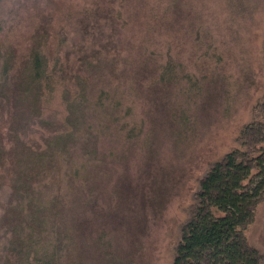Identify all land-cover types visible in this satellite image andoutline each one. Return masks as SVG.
<instances>
[{
  "label": "rangeland",
  "instance_id": "374dc122",
  "mask_svg": "<svg viewBox=\"0 0 264 264\" xmlns=\"http://www.w3.org/2000/svg\"><path fill=\"white\" fill-rule=\"evenodd\" d=\"M61 28L69 59L96 64L89 103L108 91L102 101L118 107L88 114L101 132L91 144L77 134L60 169L83 166L91 178L54 190L79 226L69 227L74 244L60 264H172L199 179L236 147L264 101V0H0V51L13 57L15 82L32 38L48 34L54 56ZM50 83L30 131L20 133L27 110L0 98L5 150L19 153L20 136L42 144L63 116L64 82ZM5 159L3 168L13 163ZM2 180L4 202L10 189ZM88 194L93 208L82 203ZM246 237L264 264V200Z\"/></svg>",
  "mask_w": 264,
  "mask_h": 264
},
{
  "label": "trees",
  "instance_id": "16d2710c",
  "mask_svg": "<svg viewBox=\"0 0 264 264\" xmlns=\"http://www.w3.org/2000/svg\"><path fill=\"white\" fill-rule=\"evenodd\" d=\"M59 35L60 40L66 39V30L61 28ZM64 39L53 56L46 50L51 41L48 34L32 38L16 82L11 74L12 55L0 51V98L27 110V115L20 118V133L34 129L31 119L38 115L46 85L52 84L55 76L64 82L60 97L65 107L42 144L20 136L18 153L5 150L0 143V189L4 185L2 179L7 178L10 189L9 197L0 201V264H60L74 244L69 227L76 229L78 225L75 220L70 223L66 200L54 190L64 180L73 182L76 178L86 185L91 182L90 173L83 166H72L73 170L63 169L62 173L60 169L62 164H69L77 134L83 132L91 144L101 132V128L96 131L86 120L88 114L103 106L105 114L112 112L108 107H118L116 99L107 105L102 101L108 91H101L97 101L89 103L91 92L86 85L96 64L85 58L82 64L78 56L74 61L69 59L70 53L62 48ZM72 77L73 86L69 82ZM235 142L236 147L213 162L199 179L192 211L180 228L172 264H261V254L249 244L246 232L257 206L264 200V101L255 106L254 118L240 129ZM6 157L13 158V163L8 162L3 168ZM99 163L102 165L103 161L99 159ZM86 201L82 203L93 208L92 194Z\"/></svg>",
  "mask_w": 264,
  "mask_h": 264
}]
</instances>
